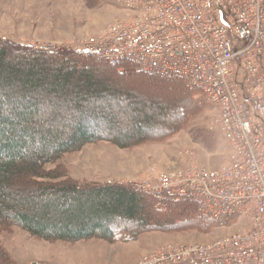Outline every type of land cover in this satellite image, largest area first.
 <instances>
[{
  "label": "rangeland",
  "instance_id": "1",
  "mask_svg": "<svg viewBox=\"0 0 264 264\" xmlns=\"http://www.w3.org/2000/svg\"><path fill=\"white\" fill-rule=\"evenodd\" d=\"M126 15L118 0H0V39L44 51L53 59L65 54L81 60L85 56H80L78 49L93 39L104 38L108 28ZM81 63V70L89 67L108 78L119 93L88 97L85 87L73 90L88 97V112L83 116L73 102L66 101L64 93L58 98H38L41 111L34 124L41 129L27 137V152L43 147L46 129L54 135L51 147L57 145V139L67 141L82 131L104 138L87 142L47 164L49 172L61 175L57 181L123 185L145 193L136 186L159 176H174L193 168L216 169L227 163L232 148L216 122V107L202 93L178 81L122 75L94 61ZM47 64L55 67L56 63L51 60ZM52 116L56 121L50 122ZM145 199L147 204L150 199L156 200L153 196ZM57 206L51 200V208ZM184 206L189 210H179L183 207L179 204L163 208L156 203L164 214L158 216L157 224L143 229L116 217L108 227L121 226L108 238L46 239L17 225H0V264H139L168 248L211 243L236 229L203 227L196 219L195 208L190 203ZM88 211L77 212L81 223L89 221ZM24 212L32 210L26 208ZM53 212L52 219L57 222L59 215ZM169 213L175 215L169 217Z\"/></svg>",
  "mask_w": 264,
  "mask_h": 264
},
{
  "label": "built area",
  "instance_id": "2",
  "mask_svg": "<svg viewBox=\"0 0 264 264\" xmlns=\"http://www.w3.org/2000/svg\"><path fill=\"white\" fill-rule=\"evenodd\" d=\"M118 1L126 17L80 55L186 80L216 107L232 148L221 168H193L136 188L163 208L190 203L215 227L236 229L139 264H264V0Z\"/></svg>",
  "mask_w": 264,
  "mask_h": 264
},
{
  "label": "trees",
  "instance_id": "3",
  "mask_svg": "<svg viewBox=\"0 0 264 264\" xmlns=\"http://www.w3.org/2000/svg\"><path fill=\"white\" fill-rule=\"evenodd\" d=\"M51 60L56 63L55 67L48 66L47 62ZM81 61L105 64L122 75L133 74L190 85L182 78L148 74L131 66L122 71L116 65L90 57H81L80 60L64 54L53 59L44 51L4 43L0 39V225H17L46 239L75 241L95 236H115V228L121 224L108 225L116 217L143 229L151 223H158L160 214H164L156 207L158 199L152 200L148 194L130 187L79 185L72 179L57 181L61 175L46 169L47 164L64 153L78 150L87 142L104 139L101 136L82 131L67 141L57 139V145L51 147L50 139L54 135L51 129H46L42 134L46 141L43 147L26 151L30 146L27 137L41 129L34 124V118L41 111L38 98H58L64 93L66 101L73 102L72 106L83 116L88 112L85 109L88 97L119 93L109 84L108 78L98 76L89 67L83 66L81 70ZM80 86L86 88L88 97L73 91ZM190 86L191 90L201 93ZM64 103L66 105L67 102ZM49 120L56 121V117L52 116ZM145 198H149L150 203L147 204ZM51 200L58 203L57 208H51ZM180 205L183 207L179 210H189L185 204ZM26 208L32 212H24ZM85 208H89V221L81 223L76 215ZM51 211L59 215L57 222L52 219L55 216ZM174 215L169 213V217ZM197 218L203 227L214 226L211 220ZM59 225L60 228L57 227Z\"/></svg>",
  "mask_w": 264,
  "mask_h": 264
}]
</instances>
